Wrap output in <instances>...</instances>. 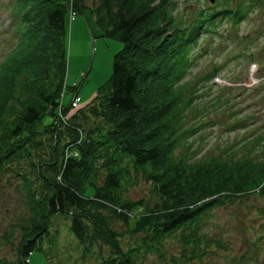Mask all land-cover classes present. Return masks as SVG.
<instances>
[{
    "label": "trees",
    "instance_id": "trees-1",
    "mask_svg": "<svg viewBox=\"0 0 264 264\" xmlns=\"http://www.w3.org/2000/svg\"><path fill=\"white\" fill-rule=\"evenodd\" d=\"M174 2L11 4L9 25L17 22V37L0 64V114L22 74L24 99L0 133V172L9 168L19 177L27 219L20 226L15 260L0 264H29L35 250L51 264L42 243L47 240L50 253L55 248L51 221L56 216L66 219L80 260L89 253L95 264H143L148 256L165 261L171 245L177 248L172 260L180 262L200 263L212 250L230 251L210 225V210L249 193L264 199V157L212 159L206 165L177 159L174 152L187 142L189 128L181 130L182 118L194 96L184 95L183 84L199 35L212 32L221 19L236 23L245 10H201L186 19L171 12ZM86 10L98 36L117 39L121 47L94 97L71 110L72 99L63 103L62 97L76 93L79 85L65 84L66 23L71 14ZM21 160L34 185L18 172ZM138 176L155 193L152 205L125 197ZM112 220L120 221L124 232L115 230Z\"/></svg>",
    "mask_w": 264,
    "mask_h": 264
},
{
    "label": "rangeland",
    "instance_id": "rangeland-1",
    "mask_svg": "<svg viewBox=\"0 0 264 264\" xmlns=\"http://www.w3.org/2000/svg\"><path fill=\"white\" fill-rule=\"evenodd\" d=\"M14 1L0 0V64L14 49L16 42L13 30L17 22L9 25L14 17L11 12ZM260 1L175 0L171 12L186 19H191L201 10L208 14L218 10H245L236 23L230 25L221 19L212 32L199 35L198 45L192 51L191 68L183 84L184 95L194 96L182 118L181 130L189 128L188 137L187 142L180 143L175 149V158L188 163L204 160L206 165H210L212 159L228 163L237 159L264 157V0ZM74 18L82 23L88 37L93 39V58H88L81 76H69L65 83L70 86L76 82L79 85L76 94L81 102L90 96L85 101L87 103L94 97L97 87L109 77L113 53L121 44L117 39L98 36L99 31L88 10L84 15L76 14ZM69 61L73 63L74 58ZM209 75L210 79L207 78ZM18 78L12 98L0 114V133L5 132L8 123L16 117L20 110L19 102L24 99L19 95L21 78ZM63 97V103L70 99L68 93ZM16 165L18 172L27 174L34 185V176L29 173L27 163L21 160ZM125 197L140 199L148 205L157 201L151 186L142 176H138L136 184L127 189ZM26 219L27 208L20 179L7 168L6 172H0V260H15L20 226ZM210 221L212 229L230 251L212 250L200 263L180 262L172 260L177 255V248L171 245L169 249L173 251L167 254L165 261L148 256L143 264H264L263 197L249 193L223 200L210 210ZM66 222L63 217L52 218L51 233L54 234L55 248L50 249L51 253L47 240L42 243L44 251L51 257L50 263L95 264L89 253L80 260V247L68 231ZM111 223L115 230L124 232L120 221L112 220ZM28 262L48 264L47 256L37 250L30 253Z\"/></svg>",
    "mask_w": 264,
    "mask_h": 264
},
{
    "label": "crops",
    "instance_id": "crops-1",
    "mask_svg": "<svg viewBox=\"0 0 264 264\" xmlns=\"http://www.w3.org/2000/svg\"><path fill=\"white\" fill-rule=\"evenodd\" d=\"M66 73L67 77L65 78V82L68 81L69 76L77 77L81 76L86 65L88 58H93V39L89 38L86 31L84 30V26L80 21H75V18L70 19L66 23ZM91 49V51H90ZM73 57L74 61L71 63L69 60ZM70 62V63H69ZM72 66V67H70ZM69 71L73 72L70 74ZM67 85V83H65ZM76 82H72L70 85H74ZM69 94V98L77 95L76 93L67 92ZM78 96V95H77ZM90 97V96H89ZM89 97L83 102L79 99L80 103H84L89 99ZM64 98V97H63ZM78 98H80L78 96Z\"/></svg>",
    "mask_w": 264,
    "mask_h": 264
},
{
    "label": "built area",
    "instance_id": "built-area-1",
    "mask_svg": "<svg viewBox=\"0 0 264 264\" xmlns=\"http://www.w3.org/2000/svg\"><path fill=\"white\" fill-rule=\"evenodd\" d=\"M73 14L70 15V19H73ZM70 106L72 109H76L79 107V100L78 97H73L71 102H70Z\"/></svg>",
    "mask_w": 264,
    "mask_h": 264
}]
</instances>
